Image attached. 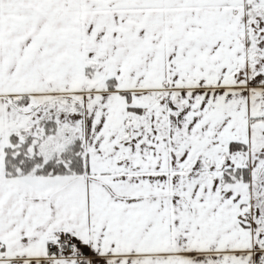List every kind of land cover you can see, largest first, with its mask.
<instances>
[{"label":"snow or ice","instance_id":"6c2138e0","mask_svg":"<svg viewBox=\"0 0 264 264\" xmlns=\"http://www.w3.org/2000/svg\"><path fill=\"white\" fill-rule=\"evenodd\" d=\"M0 264H264V0H0Z\"/></svg>","mask_w":264,"mask_h":264}]
</instances>
